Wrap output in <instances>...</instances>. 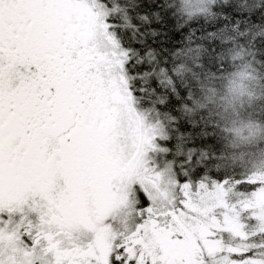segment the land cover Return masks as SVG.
I'll return each mask as SVG.
<instances>
[{
  "label": "snow or ice",
  "instance_id": "snow-or-ice-1",
  "mask_svg": "<svg viewBox=\"0 0 264 264\" xmlns=\"http://www.w3.org/2000/svg\"><path fill=\"white\" fill-rule=\"evenodd\" d=\"M129 7L0 0V264H264V172L196 183L149 167L158 133L133 105L137 89L152 100L141 76L155 66L123 54L138 42L116 28ZM240 35L190 36L172 71L202 52L217 68Z\"/></svg>",
  "mask_w": 264,
  "mask_h": 264
},
{
  "label": "trees",
  "instance_id": "trees-1",
  "mask_svg": "<svg viewBox=\"0 0 264 264\" xmlns=\"http://www.w3.org/2000/svg\"><path fill=\"white\" fill-rule=\"evenodd\" d=\"M128 2L136 7L120 14L125 22L116 28L118 32H130L138 41L131 47L124 45L126 56L135 58L140 66H155L141 76L152 85V100L141 95L145 89H137L135 105L162 128L164 137L158 143L162 163L171 166L178 180L196 183L250 175L249 167L264 151V140L228 143L223 83L239 63L247 60L254 70L257 89L264 93V0H213L211 10L202 0H156L151 5L147 0ZM149 10L156 14L154 18L144 15ZM227 29L242 35L228 39L232 51L217 60V68L206 67L202 52L197 62L186 65L191 71H172L183 62L184 45L190 36L202 37ZM144 43L151 45L146 52L140 50ZM214 43L209 40L203 47ZM221 65L227 67L221 71ZM253 107V115L264 121V96Z\"/></svg>",
  "mask_w": 264,
  "mask_h": 264
},
{
  "label": "clouds",
  "instance_id": "clouds-1",
  "mask_svg": "<svg viewBox=\"0 0 264 264\" xmlns=\"http://www.w3.org/2000/svg\"><path fill=\"white\" fill-rule=\"evenodd\" d=\"M211 10L213 0H202ZM257 80L250 63L245 60L237 65L223 83V104L229 121V144L264 140V121L254 115V105L264 96L257 89ZM258 158L257 163H260Z\"/></svg>",
  "mask_w": 264,
  "mask_h": 264
},
{
  "label": "rangeland",
  "instance_id": "rangeland-1",
  "mask_svg": "<svg viewBox=\"0 0 264 264\" xmlns=\"http://www.w3.org/2000/svg\"><path fill=\"white\" fill-rule=\"evenodd\" d=\"M124 55L126 54V52L124 51L123 53ZM257 86V85H256ZM133 108H134V111L139 114L142 118H143V121H144V124L148 127H154L158 133V136H157V140H156V148H157V151L155 152H149L147 154V161H148V165L149 167H154L156 169V171H163L166 167H168L167 164H164L162 163L161 161V153H162V150L161 148L159 149V141H161L160 139H162L164 137V134H163V131H162V128L161 126L159 125L158 122H152L151 120H149L147 118V115L146 113L141 110L140 108H137L136 105L134 104L133 105ZM260 159V163H257V162H254L251 164V166L249 167V173L250 174H256V173H262L264 172V151L263 153L261 154V156L259 157ZM85 197L88 198V199H91L92 203L94 205H96L97 207H99V198L96 194V192L94 190H90L88 192L85 193ZM119 211V205H116L113 207L112 211H111V215H116ZM34 219V217H33ZM12 222L13 224L15 225L16 223L19 222V217L18 216H14L12 217ZM102 223L103 222H106V221H101ZM250 226L251 225H254L255 224V221H250L249 222ZM135 225L134 224H130V227H134ZM80 239L78 241V243H81V244H87V243H91V241L93 240V234L90 233V232H87L85 230H81V232L78 234Z\"/></svg>",
  "mask_w": 264,
  "mask_h": 264
}]
</instances>
